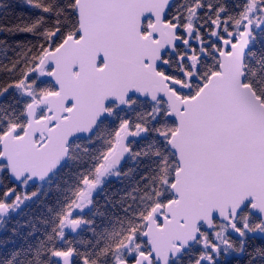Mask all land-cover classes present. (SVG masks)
<instances>
[{
    "label": "water",
    "instance_id": "water-1",
    "mask_svg": "<svg viewBox=\"0 0 264 264\" xmlns=\"http://www.w3.org/2000/svg\"><path fill=\"white\" fill-rule=\"evenodd\" d=\"M173 1L75 0L78 36L45 52L36 69L38 80L50 82L55 92L27 106L20 135L11 129L0 140V164L9 181L35 186L64 165L72 141L89 138L110 116L108 105L123 110L131 97L165 103V116L175 123L167 140L177 166L169 187L173 199L154 206L146 218L141 238L148 252L116 264H170L196 242L200 226L212 232L214 221L239 237L235 222L245 208L264 227V104L244 73L251 23L233 41L218 39V71L195 95L182 98L170 85L188 92V80L183 85L158 71L166 65L162 56L184 44L177 35L180 26L165 21ZM193 31L184 28L186 41ZM37 106L45 109L38 119ZM126 137V131L119 136L108 169L125 162ZM88 207L77 211L83 214ZM7 212L0 205V214ZM69 231L74 234L76 226ZM71 257L63 255L61 264H70Z\"/></svg>",
    "mask_w": 264,
    "mask_h": 264
},
{
    "label": "trees",
    "instance_id": "trees-1",
    "mask_svg": "<svg viewBox=\"0 0 264 264\" xmlns=\"http://www.w3.org/2000/svg\"><path fill=\"white\" fill-rule=\"evenodd\" d=\"M251 1L259 4L261 11L257 15L262 23L252 29L244 56L245 83L264 104V0L173 1L165 21L178 24L180 35L182 28L190 24L193 36L203 42V54L192 43L199 60L188 97L218 71V39H233L242 31V19ZM74 3L75 0H0V140L11 129L21 134L27 123V106L55 91L50 82L38 80L36 69L45 52L55 49L67 36H78ZM149 24V19L143 23V32ZM183 50L178 45L176 57ZM167 60L168 67H161L160 72L183 82L182 71L190 73L189 63H178L176 58ZM132 103L133 110L112 106L111 115L98 124L89 138L71 142L64 165L42 184L31 186L24 182L23 190L9 181L5 165L0 164V205L10 204L13 198L20 205L5 218L0 214V264H60L57 256L68 252L71 264H116V251L131 238L141 243L139 253L146 252L141 239L146 218L154 206H164L172 199L169 186L177 166L167 139L175 123L165 117L164 103L157 118L152 104L139 100ZM44 113V108L39 107L36 117ZM126 126L145 130L144 137L131 141L130 155L117 169V176L91 194L88 209L80 214L85 225L76 227L74 234L64 232V220L74 212L79 214L75 208L79 196L107 168L106 160ZM242 215L260 225L259 219L247 210ZM217 225L216 222L215 229ZM200 229L201 234L205 233ZM248 245L236 264H264V239ZM197 255L198 252L196 258ZM134 257L127 261L132 262ZM170 264H192V248Z\"/></svg>",
    "mask_w": 264,
    "mask_h": 264
},
{
    "label": "rangeland",
    "instance_id": "rangeland-1",
    "mask_svg": "<svg viewBox=\"0 0 264 264\" xmlns=\"http://www.w3.org/2000/svg\"><path fill=\"white\" fill-rule=\"evenodd\" d=\"M258 5L259 4L255 1H251L249 3L250 7L246 11L244 18L242 19V23H241V27H240L241 29L246 22L252 23V29H255L256 27L261 25V23H262L261 16L257 15V13L259 11H261L260 8H258ZM188 26H191V25L188 24ZM181 36H183V38H184V39H182L184 41V44L187 43V45L184 47L183 54H180L179 56L176 57L178 63H183L185 61L191 65V63L193 61L198 62L199 56L195 55V51L192 48V43L197 44L199 47H200V45L202 46L203 42H202L201 38L196 35V36H192L190 41H186L184 32H183V35H181ZM199 50H200V54L204 53V50H202L201 47L199 48ZM182 74L185 75L184 72H182ZM134 107H135V105L133 103L132 104L130 103L127 106L128 110H133ZM151 110H152L153 116L155 118L159 117L161 112H162L161 103L158 102V103L154 104L153 107L151 108ZM124 128H127V126ZM140 130H141V128L137 127L135 130H133V133L137 134V133H139ZM130 131H132V130H130ZM0 172H1V168H0ZM116 176H117V170L116 169H114V170H110L108 168L102 169V171L99 174V176L97 177L96 181L94 183H90V184H87L85 186L84 191L79 196V199L75 204V208L83 207V205L85 203L90 201L91 194L94 193L100 187V185L103 182H105L106 180H109L111 178H115ZM21 186H22V189L25 190L26 185L24 182L21 184ZM15 200H16V198H13L12 202L10 204H6V206L8 207V213L2 215L4 218L9 216L10 214H12L13 211H15L14 210L15 208L17 211L18 207L14 206ZM68 217L71 218V221L74 224H76V226L78 228L85 225V220L78 213L74 212ZM248 219L249 218L246 215H242V216L240 215L239 221L241 220V222H242V223H240L241 224L240 229L242 228V226H243L242 224L244 223V221L246 220V222H247ZM67 220H68V218H66L62 224V230L65 229L64 232L67 231V229H68L67 225H69V224H68ZM253 228L254 227H252L251 229H253ZM227 231H228V229H226L225 226H222V224H218L217 228L214 229L211 232V234H209V235L206 233L201 234V239L210 240L211 242H213L218 247L219 250H221L222 241H224L226 239ZM142 248L143 247H142L141 243L139 241H137L136 239L129 240L128 242H126V244L124 246H121L116 251L115 257H114V262L117 263L121 260L130 259V258L136 256L141 251ZM68 253H70V252H68ZM64 254H67V253L59 254L57 257L60 259ZM60 264H61V262H60Z\"/></svg>",
    "mask_w": 264,
    "mask_h": 264
},
{
    "label": "flooded vegetation",
    "instance_id": "flooded-vegetation-1",
    "mask_svg": "<svg viewBox=\"0 0 264 264\" xmlns=\"http://www.w3.org/2000/svg\"><path fill=\"white\" fill-rule=\"evenodd\" d=\"M179 32L177 33V35L181 39H184L183 36H181L179 34ZM182 32H184V31L182 30ZM186 45H187V43H185L184 45H181V46L185 47ZM173 58H176V48H175L174 53L166 52L162 56V61L166 62V65L165 66L161 65L158 68V71L160 72V68L161 67H165V68L168 67V60L167 59L173 60ZM100 65H101V63H99V66ZM189 68H190V73H188V72L186 73L185 71H182V72L185 73V75H184L185 79H184L183 82L179 81V80H176L174 78H171V77H169V78H171L173 80H176V81L182 83L183 85L186 84V82L188 80L189 85H190V90H191V80H192V77L195 75L196 69L198 68V62L193 61L191 63V65L189 64ZM47 71H50V69H48ZM171 71H172V69H171ZM164 76H166V75H164ZM166 77H168V76H166ZM170 88L173 89L182 98H189L187 96V94L190 92V90L188 92H182V91L176 89L172 85H170ZM134 100H138V99H136L134 97H131L128 100L127 106L130 103L132 104V102ZM158 102L161 103V105H162V101H158ZM112 106L114 108L116 107L115 105H112V104L108 105V107H107V110L109 111L110 115H111V112H112V109H111ZM165 112H166V106H165ZM127 128H123V130L119 133V135H120V134H122L125 131L127 132L126 145H127V149H128V154H127L126 159L129 157L130 152H131V147H130L131 141L136 140L137 138H139V133L135 134V133H133V130L130 131V129L129 128L127 129ZM114 169L117 170L118 168H111V170H114ZM24 182H26V181H24ZM87 203H89V202H87ZM14 206H16V207L20 206L18 200L15 201V205ZM14 210H15L14 212H16V208ZM239 218H240V215L238 216V218H237V220L235 222V227L241 233L239 237L233 235L230 232L228 225L222 224V226H225L226 229H228V231H227L226 239L224 241H222L221 250H219L218 247L213 242H211L210 240L201 239V235H200L199 238L196 240V242L188 249V251L185 252V253L189 252L191 250V248H192V264H236L237 261L242 260V258L244 257L245 249H246L248 244H251L252 241L256 240V239H264L263 238L264 237V227H262L261 224L257 225L255 223H252V221L250 219H248L247 222H246V220L244 221V223L242 224L243 226L240 229L241 225H240ZM157 220L160 221L159 218ZM67 222L69 224V225H67L68 226L67 230H69V226L71 224H74V223L71 221V218H69V217H68ZM160 222L159 223L157 222V224L160 225ZM74 225H76V224H74ZM252 227H254V228L251 229ZM66 232H68V231H66ZM256 232H260V234L259 235L255 234ZM248 247H249V245H248ZM196 252H198L197 258L195 257ZM143 253H145V252H143ZM182 256L183 255H181V257ZM181 257H179V258H181ZM201 259H207L209 262L201 261ZM121 261L128 262L127 260H121ZM128 263H131V262H128Z\"/></svg>",
    "mask_w": 264,
    "mask_h": 264
}]
</instances>
